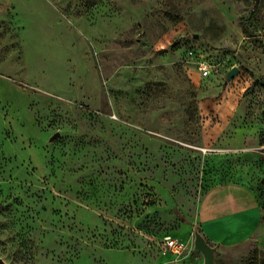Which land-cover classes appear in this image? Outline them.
<instances>
[{
    "label": "rangeland",
    "instance_id": "rangeland-1",
    "mask_svg": "<svg viewBox=\"0 0 264 264\" xmlns=\"http://www.w3.org/2000/svg\"><path fill=\"white\" fill-rule=\"evenodd\" d=\"M224 182L264 213V0H0L6 264H158ZM215 262L264 264V241Z\"/></svg>",
    "mask_w": 264,
    "mask_h": 264
},
{
    "label": "crops",
    "instance_id": "crops-1",
    "mask_svg": "<svg viewBox=\"0 0 264 264\" xmlns=\"http://www.w3.org/2000/svg\"><path fill=\"white\" fill-rule=\"evenodd\" d=\"M196 223L207 241L217 251L227 248H249L264 241V213L257 194L248 186L237 182H224L210 188L200 199ZM189 241V240H187ZM192 251L183 259L160 257L158 264H203L199 251ZM216 251V253H217Z\"/></svg>",
    "mask_w": 264,
    "mask_h": 264
},
{
    "label": "built area",
    "instance_id": "built-area-1",
    "mask_svg": "<svg viewBox=\"0 0 264 264\" xmlns=\"http://www.w3.org/2000/svg\"><path fill=\"white\" fill-rule=\"evenodd\" d=\"M185 60L192 63L193 67L205 77L211 76L219 71L218 63L197 50L194 46H190L186 50ZM156 243L160 254L163 256H173L175 260L183 259L192 251V246L189 241L173 234H165L158 237Z\"/></svg>",
    "mask_w": 264,
    "mask_h": 264
},
{
    "label": "water",
    "instance_id": "water-1",
    "mask_svg": "<svg viewBox=\"0 0 264 264\" xmlns=\"http://www.w3.org/2000/svg\"><path fill=\"white\" fill-rule=\"evenodd\" d=\"M239 70H240L239 67L237 66L233 67L227 74L226 82L231 80L239 72ZM58 135L59 133H56L55 135H53L52 138H55ZM194 250L200 251L203 254L204 256L203 264H216L215 258H216L217 247L211 245L207 241L205 236L201 233L200 230H195ZM0 264H6L5 260L1 256H0Z\"/></svg>",
    "mask_w": 264,
    "mask_h": 264
},
{
    "label": "trees",
    "instance_id": "trees-1",
    "mask_svg": "<svg viewBox=\"0 0 264 264\" xmlns=\"http://www.w3.org/2000/svg\"><path fill=\"white\" fill-rule=\"evenodd\" d=\"M165 234H172V232L165 231V232H163V233L159 234L158 236L160 237V236H162V235H165Z\"/></svg>",
    "mask_w": 264,
    "mask_h": 264
}]
</instances>
